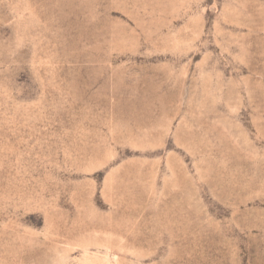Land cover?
I'll return each mask as SVG.
<instances>
[{"label": "rangeland", "instance_id": "obj_1", "mask_svg": "<svg viewBox=\"0 0 264 264\" xmlns=\"http://www.w3.org/2000/svg\"><path fill=\"white\" fill-rule=\"evenodd\" d=\"M0 264H264V0H0Z\"/></svg>", "mask_w": 264, "mask_h": 264}]
</instances>
